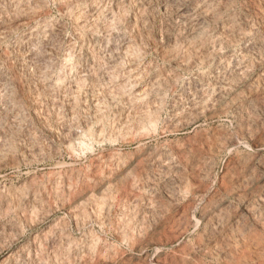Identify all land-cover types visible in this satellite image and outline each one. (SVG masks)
I'll list each match as a JSON object with an SVG mask.
<instances>
[{
	"label": "rangeland",
	"instance_id": "rangeland-1",
	"mask_svg": "<svg viewBox=\"0 0 264 264\" xmlns=\"http://www.w3.org/2000/svg\"><path fill=\"white\" fill-rule=\"evenodd\" d=\"M184 3L31 0L0 21V233L21 264H170L187 242L170 218L187 240L211 230L189 203L211 157L238 184L252 168L264 180V153L245 171L246 137L193 147L206 118L259 121L264 100L236 91L253 60L243 24L228 35Z\"/></svg>",
	"mask_w": 264,
	"mask_h": 264
},
{
	"label": "clouds",
	"instance_id": "clouds-1",
	"mask_svg": "<svg viewBox=\"0 0 264 264\" xmlns=\"http://www.w3.org/2000/svg\"><path fill=\"white\" fill-rule=\"evenodd\" d=\"M184 7L190 14L194 13L193 19L199 17L228 35L236 33L239 24H243L247 30L243 35L254 41L253 60L246 69L251 73L249 79L236 91L243 90L250 99L264 100V0H185ZM30 8L31 0H0V21L17 20ZM206 119V125H198L201 134L193 145L196 150L207 153L212 145L226 146L234 135L246 137L252 148L247 151L245 171L247 165L264 153V119L258 121L252 115L237 123L235 128L231 125L218 128L210 117ZM224 159L226 156L221 151L207 161V174L197 183L189 201L208 210L212 217L211 230L202 228L187 240L183 222H176V217L170 218L165 225L166 231L172 230L177 239L183 233L187 241L175 245L176 253L170 264H264V180L256 179L258 170L252 168L251 175L238 184L235 174L230 179L229 172L224 171ZM220 212L223 215H217ZM0 240L3 241L0 242V264H21L17 253L22 243L7 245L3 233H0ZM25 264H36V261L27 260ZM120 264H128V261L122 260Z\"/></svg>",
	"mask_w": 264,
	"mask_h": 264
}]
</instances>
